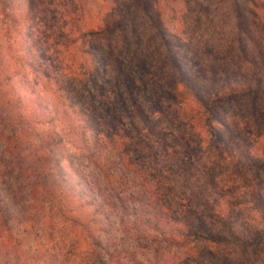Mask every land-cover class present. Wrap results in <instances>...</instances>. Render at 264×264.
Masks as SVG:
<instances>
[{
  "label": "rangeland",
  "instance_id": "obj_1",
  "mask_svg": "<svg viewBox=\"0 0 264 264\" xmlns=\"http://www.w3.org/2000/svg\"><path fill=\"white\" fill-rule=\"evenodd\" d=\"M130 1L34 0L46 31L41 50L49 57L53 79L28 74L7 53L5 63L15 69V81L23 76L37 80L42 94L87 110L93 156H78L72 147L66 153L76 156L77 167L92 183L116 194L162 195L186 215L193 207L188 187L208 183L205 195L232 215L236 231L250 244L248 253L256 249L255 261L264 264V238L255 239L260 224L253 202L258 192L264 197V96L258 91L264 87V0H158L148 16L130 12ZM4 26L0 16V33ZM91 28L106 30L84 39L80 34ZM168 51L203 87L216 91L224 82L240 83L256 92L236 93L215 109L213 125L222 142L213 143L206 128L190 118L189 105L170 80ZM134 99L146 107L149 126L160 134L152 135L131 115ZM127 129L130 137L124 135ZM167 133L182 134L187 142L165 145ZM128 159L137 168L126 165ZM27 189L25 179L0 161V211L27 259L91 264L84 233L59 220L49 205L33 212ZM123 218L111 213L107 233H101L104 244L119 251L126 264L129 253L149 258L154 251L139 249L121 231ZM207 221L213 231L224 233L221 223ZM191 248L205 256H241L239 246L217 250L200 243ZM159 250L161 264H189L185 249Z\"/></svg>",
  "mask_w": 264,
  "mask_h": 264
},
{
  "label": "trees",
  "instance_id": "obj_2",
  "mask_svg": "<svg viewBox=\"0 0 264 264\" xmlns=\"http://www.w3.org/2000/svg\"><path fill=\"white\" fill-rule=\"evenodd\" d=\"M157 2L131 0L127 9L130 12L141 11L148 16ZM0 16L5 22L0 33V161L12 166L18 176L25 179L33 212L38 213L49 205L59 220L80 229L84 233L85 246L89 248L86 254L88 257L91 255V264H104L105 260L126 264L120 258L121 253L112 252L101 239V233H107L113 212L125 217L120 223L121 231L136 247L154 251L145 260L127 254L130 264H161L163 259L159 249L163 246L185 249L189 264H257L253 257L256 249L252 246L253 250L248 253L250 244L242 240L240 232L236 231L232 215L218 201H211L209 195H205L208 183L188 187L193 204L188 215L179 210L172 199L162 195H146L144 192L116 194L112 190L101 189L98 183H92L77 167L76 156L66 153L67 148L72 147L78 156H93L88 138L89 127L85 123L87 110L71 109L64 102L42 94L37 80L32 82L23 76L15 81V69L5 63L7 53L13 64L28 74L47 82L53 79L49 57L41 50L46 31L38 19L34 0H0ZM105 30L91 28L80 35L85 39L104 35ZM158 32H162L161 28ZM122 56L121 52L118 53V60ZM165 59L168 60L173 86L192 112L190 118L206 128L209 140L222 142V135L217 134L213 125L215 109L236 93L254 95L256 92L252 86L224 82L219 90H210L193 79L177 55L168 51ZM258 91L264 96V87ZM134 100L131 115L147 125L152 135L160 134L153 125L149 126L146 107ZM176 119L183 122L184 117L176 115ZM124 132L125 136H131L128 129ZM186 142L182 134L167 133L164 138L165 145ZM229 161L234 162V159L230 157ZM131 162L128 159L126 165L132 170L137 168L132 167ZM249 162L253 163L252 160ZM140 169L143 170L142 167ZM253 202L260 224L255 238L258 240L264 238V197L260 192ZM207 220L221 223L224 233L213 231ZM200 243L217 250L239 246L241 256L231 260L228 253L200 255L191 248ZM40 261L39 256L27 259L20 244L11 237L7 221L0 211V264H40Z\"/></svg>",
  "mask_w": 264,
  "mask_h": 264
}]
</instances>
